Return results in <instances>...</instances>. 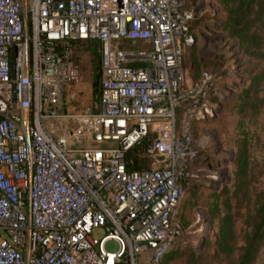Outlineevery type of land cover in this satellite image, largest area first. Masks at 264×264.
<instances>
[{
    "label": "built area",
    "instance_id": "built-area-1",
    "mask_svg": "<svg viewBox=\"0 0 264 264\" xmlns=\"http://www.w3.org/2000/svg\"><path fill=\"white\" fill-rule=\"evenodd\" d=\"M29 6L0 0V264H160L184 233L186 184L201 175L191 169L206 140L193 123L212 118L224 96L213 74L185 80L194 5ZM79 41L100 43L101 92L96 111L73 113ZM150 133V168L129 170L126 152Z\"/></svg>",
    "mask_w": 264,
    "mask_h": 264
},
{
    "label": "rangeland",
    "instance_id": "rangeland-1",
    "mask_svg": "<svg viewBox=\"0 0 264 264\" xmlns=\"http://www.w3.org/2000/svg\"><path fill=\"white\" fill-rule=\"evenodd\" d=\"M194 1L198 3L194 6L195 19L191 27L194 43L183 56L185 80L190 85L201 82L206 74H213L224 96L212 118L193 123L196 138L206 140L191 169L194 174L201 175L186 184L178 209L184 233L169 264H187L191 251L199 252L204 248L205 243L200 247L204 234L212 243L217 240L220 216L213 218L211 209L218 200L223 215L224 196L218 198L216 195L221 196L226 188L233 205L234 229L242 243L244 231L249 226L248 216L255 213L257 194L264 191V78L256 80L264 70V61L245 54L238 38L230 36L224 28L228 16L226 3L222 0ZM23 3L30 9V0H23ZM74 51L79 55L80 78L67 93L65 110L73 113L96 111L101 92L100 43L87 41L75 46ZM246 88L250 89L249 98L244 97ZM242 155L247 162L244 174L240 166ZM239 185L242 186L240 190ZM105 234L103 227L93 231L96 239ZM119 247L114 239L105 241L108 251L117 252ZM212 249L206 251L207 257ZM263 258L264 245L255 264H262Z\"/></svg>",
    "mask_w": 264,
    "mask_h": 264
},
{
    "label": "trees",
    "instance_id": "trees-1",
    "mask_svg": "<svg viewBox=\"0 0 264 264\" xmlns=\"http://www.w3.org/2000/svg\"><path fill=\"white\" fill-rule=\"evenodd\" d=\"M227 4L228 16L224 28L230 36L238 38L241 48L245 54L260 58L264 61V0H222ZM233 3L230 5V3ZM193 27V26H192ZM79 41L76 46L83 44ZM264 78V70L256 77V80ZM250 89L244 90V97L249 98ZM245 106V105H244ZM154 133H150L142 142L135 145L126 152L127 167L129 170H143L150 168L149 158L146 155L147 146L153 141ZM241 174L246 172V157L240 159ZM242 186L239 185V190ZM229 189H225L223 197L224 213L222 215L218 200L213 204L211 213L213 218L220 216L218 238L212 243L210 238L206 239L204 248L197 252L191 251L187 264H255L264 245V191L257 194L255 213L249 214L247 222L248 229L244 231L242 243L238 241L234 229L235 221L232 212L233 205L231 197H228ZM248 193V190L246 191ZM237 193H235L236 195ZM250 201V198H249ZM212 249L210 256L205 253ZM178 249H172L160 264H169ZM264 264V260L263 263Z\"/></svg>",
    "mask_w": 264,
    "mask_h": 264
},
{
    "label": "water",
    "instance_id": "water-1",
    "mask_svg": "<svg viewBox=\"0 0 264 264\" xmlns=\"http://www.w3.org/2000/svg\"><path fill=\"white\" fill-rule=\"evenodd\" d=\"M216 180H218V179H216ZM24 196H26V194H24ZM206 236H207V234H204V235L202 236V240H201V243H200V247H202V246L204 245L205 240H206Z\"/></svg>",
    "mask_w": 264,
    "mask_h": 264
},
{
    "label": "crops",
    "instance_id": "crops-1",
    "mask_svg": "<svg viewBox=\"0 0 264 264\" xmlns=\"http://www.w3.org/2000/svg\"><path fill=\"white\" fill-rule=\"evenodd\" d=\"M189 1H190V3H192L194 6L198 4V3L195 2L194 0H189ZM198 1H199V0H198ZM263 260H264V258H263ZM263 260H262V263H263Z\"/></svg>",
    "mask_w": 264,
    "mask_h": 264
}]
</instances>
